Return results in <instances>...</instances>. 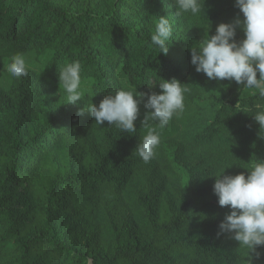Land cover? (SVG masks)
<instances>
[{
    "label": "trees",
    "instance_id": "1",
    "mask_svg": "<svg viewBox=\"0 0 264 264\" xmlns=\"http://www.w3.org/2000/svg\"><path fill=\"white\" fill-rule=\"evenodd\" d=\"M149 1V20L132 23L122 14L129 10L109 0H0V70L16 53L48 56L41 82L0 86V264H247L248 249L217 235L229 207L201 183L222 166H233L225 174H247L264 159L252 116L264 99L205 97L190 53L204 30L242 13L235 0H205L199 16L176 15L172 0ZM159 16L173 17L181 34L167 54L151 45ZM75 60L97 95L75 104L66 97L57 109L59 69ZM160 78L187 83L190 92L144 163L133 153L147 133L144 103L132 135L107 121L96 125L88 104L121 88L159 93L148 84ZM40 100L50 107L38 117ZM194 153L197 159L186 156ZM13 183L24 185L37 209L19 211L9 197ZM257 251L264 258V246Z\"/></svg>",
    "mask_w": 264,
    "mask_h": 264
},
{
    "label": "clouds",
    "instance_id": "2",
    "mask_svg": "<svg viewBox=\"0 0 264 264\" xmlns=\"http://www.w3.org/2000/svg\"><path fill=\"white\" fill-rule=\"evenodd\" d=\"M176 15L190 14L199 16L205 11V0H172ZM235 7L242 13L231 23H221L210 34L211 26L204 30L203 39L190 48L191 63L198 73H203L210 80H234L243 85V89L253 90V94L264 99V0H235ZM241 29L244 38L237 40V30ZM173 36V26L168 16H159L150 37L151 45L158 47L160 53L169 51L168 41ZM30 64L24 53H16L10 58L7 72L15 79L27 77ZM82 64L79 60L67 63L59 69V88L67 93L68 103L75 104L83 100L85 93L92 97V82L82 79ZM259 73V77H258ZM161 92H137V89L116 90L105 95L97 106L88 104L96 125L103 126L107 121L121 133L137 132L136 121L140 114V105L149 111L145 114L142 127L147 128L134 149V154L149 163L155 158L161 143L160 130H163L174 117H179L185 110V96L190 92L187 83L176 78L171 81L160 78L159 82L148 84ZM146 99V103L145 101ZM252 115L264 130V105L256 104ZM83 114L82 112L80 113ZM155 122L152 126L149 122ZM226 165L204 178L215 177L214 194L221 207H229L219 224L218 236L228 234L229 238L239 242V247L249 250L247 264H253L260 258L257 249L264 246V159L258 158L250 165L248 173L225 174ZM202 178V179H204ZM255 253V256L252 254Z\"/></svg>",
    "mask_w": 264,
    "mask_h": 264
},
{
    "label": "rangeland",
    "instance_id": "3",
    "mask_svg": "<svg viewBox=\"0 0 264 264\" xmlns=\"http://www.w3.org/2000/svg\"><path fill=\"white\" fill-rule=\"evenodd\" d=\"M147 3L143 4V0H109V3H114L116 7H121V12L122 9L123 11L128 9L129 13H124L122 12L123 16L129 17V20L132 23H140L145 20H149L150 16L152 15L151 12L145 13L143 10V6L149 8V0H146ZM134 3V4H133ZM145 7V8H146ZM170 23L173 26V36L176 38H179L181 36L179 32V26L178 22L174 20L173 17L168 18ZM157 21H155L156 23ZM154 23V25H155ZM215 29L213 28V31H210V34H215ZM204 34L202 35L201 38H198V41L203 39ZM244 38V33L241 29L237 30V40H241ZM28 63L30 64V71L29 75L27 77H22L18 80L22 81H28V82H34V83H39L43 79V73L45 71V68L48 64V56L45 55L41 50H35L32 52H29L26 54ZM10 63V60H7L5 63V68L0 70V86L3 88H8L12 82L15 80V78L11 77L9 73L7 72V65ZM259 77V73H258ZM193 79L196 83H198L200 86H202L201 90L203 92V95L205 97L211 96V97H222V98H228L233 95H239V96H244V95H250L253 93V90H247L243 89V85L237 84L234 80H222V81H216V80H210L207 78V76L203 73H198L194 69L193 73ZM34 89V87H33ZM67 93L63 90L59 94V101L57 104V109L61 108V102L63 100H66ZM50 107V104L46 102L45 100H40L37 106V109L35 110V113H37L38 117H41V115H44V113H47L48 108ZM174 148V145L172 146ZM187 157H190L191 159H197L198 158V153L194 154H187ZM194 173L196 171L195 168H190ZM204 187H211L213 186V182L206 178L202 180L201 183ZM12 187L11 189L15 191L11 197L12 203L14 205H17L19 208V211L30 209H37L38 205L33 200L29 194L25 192V187L22 184L18 183H13L10 185ZM212 197H206V199H210ZM20 217V215H19ZM21 219L25 220L26 214L22 213L21 214ZM35 229V228H34ZM253 264H264V258L260 257L258 260H254Z\"/></svg>",
    "mask_w": 264,
    "mask_h": 264
}]
</instances>
